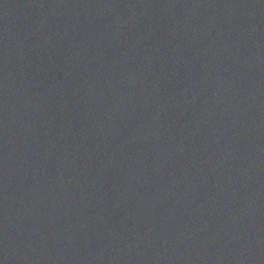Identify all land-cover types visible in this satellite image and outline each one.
<instances>
[{
	"label": "water",
	"instance_id": "obj_1",
	"mask_svg": "<svg viewBox=\"0 0 264 264\" xmlns=\"http://www.w3.org/2000/svg\"><path fill=\"white\" fill-rule=\"evenodd\" d=\"M164 0H0V184L102 60Z\"/></svg>",
	"mask_w": 264,
	"mask_h": 264
}]
</instances>
